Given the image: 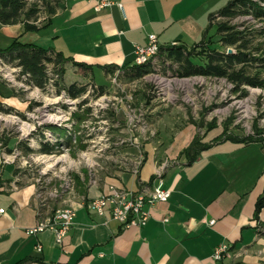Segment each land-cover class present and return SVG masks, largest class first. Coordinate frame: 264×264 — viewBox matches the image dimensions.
I'll list each match as a JSON object with an SVG mask.
<instances>
[{
  "label": "crops",
  "instance_id": "obj_1",
  "mask_svg": "<svg viewBox=\"0 0 264 264\" xmlns=\"http://www.w3.org/2000/svg\"><path fill=\"white\" fill-rule=\"evenodd\" d=\"M213 1L114 0L97 10L96 0H61L51 23L39 31L23 32L21 23L0 22L1 41L19 36L91 66L68 60L66 70L86 76L94 69L105 75L102 66L132 65L135 44L147 43L149 33L157 34L160 46L200 41L210 14L228 2L218 0L214 6ZM162 121L156 139L145 143L138 174L107 175L104 182L96 179L61 199L60 208L76 210L61 243L52 229L28 232L52 208L43 204L35 183L19 182L10 165L1 168L0 264H264V207L255 217L264 193V142L218 140L191 163H181L196 126ZM167 161L172 163L163 175L171 197L149 207L145 225L123 226L109 211L99 214L88 207L91 198L111 185L140 191L159 163ZM222 242L230 250L215 259L213 252Z\"/></svg>",
  "mask_w": 264,
  "mask_h": 264
},
{
  "label": "rangeland",
  "instance_id": "obj_2",
  "mask_svg": "<svg viewBox=\"0 0 264 264\" xmlns=\"http://www.w3.org/2000/svg\"><path fill=\"white\" fill-rule=\"evenodd\" d=\"M219 1L224 5L228 0ZM213 2L215 6L218 0ZM46 16L42 12L41 18ZM214 22L203 44L207 50H225ZM233 22L240 27L243 23L251 28L262 25L249 15ZM15 38L19 36H10L4 43L0 34V47ZM163 57L159 49L147 62L153 71L136 79L129 78L126 68L105 75L91 69L84 76L71 67L61 79L54 64L46 61V83L39 86L29 73H23L12 54L1 55L0 169L10 165L19 182L35 183L40 198L53 211L61 207L58 203L67 194L73 196L96 179L104 182L107 175L138 174L146 158L145 143L156 139L162 120L179 121L178 126L193 123L195 136L204 143L229 134H253L256 127L264 130V87L246 85L248 92L242 95L225 76H181L174 70L177 65ZM203 58L202 53L193 56L198 62ZM73 82L86 84L87 91L79 97L69 96L65 87ZM46 145L51 152L44 151ZM178 160L183 163L188 158L180 155ZM170 161L160 162L158 170L164 173ZM158 170L148 181L149 187Z\"/></svg>",
  "mask_w": 264,
  "mask_h": 264
},
{
  "label": "trees",
  "instance_id": "obj_3",
  "mask_svg": "<svg viewBox=\"0 0 264 264\" xmlns=\"http://www.w3.org/2000/svg\"><path fill=\"white\" fill-rule=\"evenodd\" d=\"M61 0H0V22L2 24L21 23L24 31H39L47 27L52 16L57 12ZM42 12L47 14L41 18ZM240 15H249L261 21L262 25L251 28L247 24H236L233 19ZM218 18V22L214 20ZM47 19V20H46ZM222 19V20H220ZM216 25V33L220 36L221 44L225 50L218 48L206 49L203 44L205 36L210 26ZM259 38V39H257ZM258 40V41H256ZM201 46H204L201 49ZM234 48L233 52H227V48ZM199 48V50H198ZM198 50V51H197ZM6 53L12 54L14 59H18V65L23 73H29L30 79L39 86L46 83L45 63L50 61L54 64V71L59 78L65 74V63L71 60L74 65L81 67H91L85 63L66 57L62 52L53 48H46L32 42H23L18 38L4 48L0 47V56ZM204 55V61L198 62L193 56ZM160 54L163 61L167 59L176 64L175 72L181 76L206 75V76H225L234 83L235 87L240 88L242 95L247 94L246 85L264 87V0H228V2L217 11L210 14V23L200 41L194 42L191 46L186 44H169L160 46ZM164 54V55H163ZM105 73H114L118 69L126 68L127 75L131 79L143 77L153 71L151 63L136 65L102 66ZM66 92L71 97H79L87 91L86 84L73 82L66 86ZM101 86V92H103ZM264 130L254 128L253 134L247 135H225L218 140H232L235 142L249 143L253 141L264 142L262 137ZM211 143H204L198 135L194 136L191 143L182 150L181 155L188 158L191 163L208 148ZM44 151L51 152L49 146L43 147ZM264 207V193L256 202L255 217L259 219V212ZM26 260H21L17 264H24Z\"/></svg>",
  "mask_w": 264,
  "mask_h": 264
},
{
  "label": "built area",
  "instance_id": "obj_4",
  "mask_svg": "<svg viewBox=\"0 0 264 264\" xmlns=\"http://www.w3.org/2000/svg\"><path fill=\"white\" fill-rule=\"evenodd\" d=\"M113 2L114 0H96L95 8L100 10ZM159 49L160 42L157 34L149 33L147 43L135 44L134 63L151 61L152 57L157 56ZM160 171L158 170L153 186H145L140 191H136L111 185L107 192L91 198L88 201V207L99 214L109 211L112 217L120 221L123 226L145 225L150 217L149 207L158 201H167L171 197V189L165 186V179ZM42 201L44 205H47L45 200L42 199ZM3 210L4 208H0V211ZM75 214L76 210L73 207L57 208L51 214H45L28 232L34 233L49 228L55 231L56 241L61 243L74 223ZM214 221L215 219H211L210 223ZM229 246L226 242L219 244L213 252V257L222 258L228 252ZM37 248L42 249V246L39 244Z\"/></svg>",
  "mask_w": 264,
  "mask_h": 264
},
{
  "label": "water",
  "instance_id": "obj_5",
  "mask_svg": "<svg viewBox=\"0 0 264 264\" xmlns=\"http://www.w3.org/2000/svg\"><path fill=\"white\" fill-rule=\"evenodd\" d=\"M233 51H234V48H232V47L227 48V52H233Z\"/></svg>",
  "mask_w": 264,
  "mask_h": 264
},
{
  "label": "bare ground",
  "instance_id": "obj_6",
  "mask_svg": "<svg viewBox=\"0 0 264 264\" xmlns=\"http://www.w3.org/2000/svg\"><path fill=\"white\" fill-rule=\"evenodd\" d=\"M178 45V44H177ZM155 57H152V59H154ZM136 64H142V63H136ZM166 83H168V82H166Z\"/></svg>",
  "mask_w": 264,
  "mask_h": 264
}]
</instances>
